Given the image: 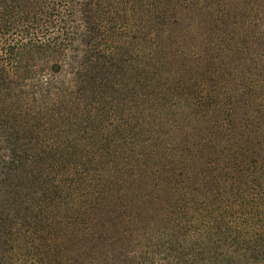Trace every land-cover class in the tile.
Instances as JSON below:
<instances>
[{
  "label": "trees",
  "instance_id": "obj_1",
  "mask_svg": "<svg viewBox=\"0 0 264 264\" xmlns=\"http://www.w3.org/2000/svg\"><path fill=\"white\" fill-rule=\"evenodd\" d=\"M263 261L264 0H0V264Z\"/></svg>",
  "mask_w": 264,
  "mask_h": 264
},
{
  "label": "rangeland",
  "instance_id": "obj_2",
  "mask_svg": "<svg viewBox=\"0 0 264 264\" xmlns=\"http://www.w3.org/2000/svg\"><path fill=\"white\" fill-rule=\"evenodd\" d=\"M262 196H263V195H262ZM142 215H143L144 222L141 221V223H140L141 226L143 225V223H145L146 225H151V224L154 223V220L149 218V214H148V212H147V213L144 212V213H142ZM141 220H142V217H141ZM146 220H148V221H146ZM145 221H146V222H145ZM258 264H264V261L261 262V263H258Z\"/></svg>",
  "mask_w": 264,
  "mask_h": 264
}]
</instances>
